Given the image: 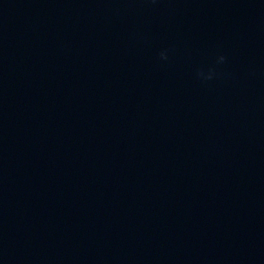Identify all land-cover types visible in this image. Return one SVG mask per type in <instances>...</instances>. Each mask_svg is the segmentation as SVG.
<instances>
[{"label": "clouds", "instance_id": "clouds-1", "mask_svg": "<svg viewBox=\"0 0 264 264\" xmlns=\"http://www.w3.org/2000/svg\"><path fill=\"white\" fill-rule=\"evenodd\" d=\"M160 57L161 59L163 60H166L167 59V55L165 52H161L160 53ZM226 60V57L223 56V55H220L217 59V62L218 63H224ZM199 75H201L202 77H204V74L201 72ZM213 78V74L210 72L206 77H204V79H207V80H211Z\"/></svg>", "mask_w": 264, "mask_h": 264}]
</instances>
